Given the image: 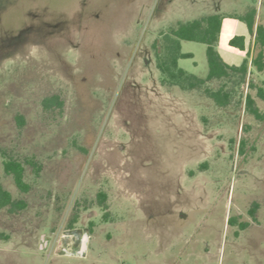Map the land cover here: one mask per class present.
<instances>
[{
    "label": "rangeland",
    "instance_id": "obj_1",
    "mask_svg": "<svg viewBox=\"0 0 264 264\" xmlns=\"http://www.w3.org/2000/svg\"><path fill=\"white\" fill-rule=\"evenodd\" d=\"M0 7L10 8L7 26L37 15L31 42L0 55V148L42 165L38 176L26 165L32 187L22 192L0 155L3 185L28 203L0 209V264H264V70L208 82L230 92L221 105L204 87L164 84L154 48L180 22L264 14V0ZM235 35L252 48L248 25L226 17L217 49L239 65L247 53L230 44ZM181 44L194 57L179 66L207 77V45ZM248 94L262 117L248 110Z\"/></svg>",
    "mask_w": 264,
    "mask_h": 264
},
{
    "label": "trees",
    "instance_id": "obj_2",
    "mask_svg": "<svg viewBox=\"0 0 264 264\" xmlns=\"http://www.w3.org/2000/svg\"><path fill=\"white\" fill-rule=\"evenodd\" d=\"M30 20L25 24H11L7 26L6 17L10 14V8L0 7V55H8L15 49L31 42L29 33H34L32 27L34 18L37 15L30 12ZM226 17L236 18L244 21L248 25L249 33L254 37L253 49L247 46L246 35H235L230 39V44L246 51L247 55L239 65L227 63L217 49L220 35ZM28 33V34H27ZM181 40H191L203 42L207 45V59L209 74L207 77H199L188 72L179 66V59L194 57L191 52H183ZM156 64L161 71L164 84L180 87L182 90H195L204 87L208 96L215 99L219 104L225 105L229 102L231 94L226 91L224 85L217 90L206 85L208 82L226 79L231 76H238L241 81L245 80L252 69L261 72L264 70V14H258L256 8H251L247 13H214L201 16L186 22H180L176 27H171L161 34L154 42ZM254 85V79L251 80ZM206 86V87H205ZM258 93L264 97V87H259ZM54 102L58 101L53 99ZM248 110L262 117L255 99L251 94L247 95ZM0 155L3 157V166L6 174L11 175L17 187L22 192L30 191L32 185L26 180V165L33 167L38 176L42 170V165L34 157H27L24 160L9 155L8 152L0 148ZM108 195L104 191L99 192L100 204L107 208ZM28 203L23 198H14L12 192L5 188L0 179V209L8 208L11 212H18L27 207ZM107 214V213H106ZM92 229V228H91Z\"/></svg>",
    "mask_w": 264,
    "mask_h": 264
},
{
    "label": "water",
    "instance_id": "obj_3",
    "mask_svg": "<svg viewBox=\"0 0 264 264\" xmlns=\"http://www.w3.org/2000/svg\"><path fill=\"white\" fill-rule=\"evenodd\" d=\"M88 240H89V233L86 232V233H84L83 238H82V250H81V253H84V251L86 250L87 245H88V243H87Z\"/></svg>",
    "mask_w": 264,
    "mask_h": 264
},
{
    "label": "crops",
    "instance_id": "obj_4",
    "mask_svg": "<svg viewBox=\"0 0 264 264\" xmlns=\"http://www.w3.org/2000/svg\"><path fill=\"white\" fill-rule=\"evenodd\" d=\"M251 36H252V35H251ZM252 38H253V41H252V42L254 43V37L252 36ZM247 46H248V45H247ZM250 48H251V46H250ZM251 49H253V46H252V48H251Z\"/></svg>",
    "mask_w": 264,
    "mask_h": 264
}]
</instances>
